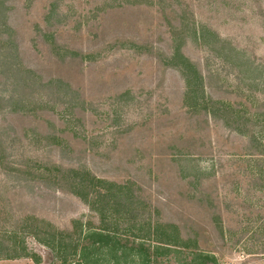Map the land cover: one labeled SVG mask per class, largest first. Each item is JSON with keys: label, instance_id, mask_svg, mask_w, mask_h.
I'll use <instances>...</instances> for the list:
<instances>
[{"label": "rangeland", "instance_id": "obj_1", "mask_svg": "<svg viewBox=\"0 0 264 264\" xmlns=\"http://www.w3.org/2000/svg\"><path fill=\"white\" fill-rule=\"evenodd\" d=\"M4 2L0 264H264V0Z\"/></svg>", "mask_w": 264, "mask_h": 264}, {"label": "trees", "instance_id": "obj_2", "mask_svg": "<svg viewBox=\"0 0 264 264\" xmlns=\"http://www.w3.org/2000/svg\"><path fill=\"white\" fill-rule=\"evenodd\" d=\"M4 1H6V0H0V66L5 67L4 69L7 68V71L12 70V72L17 76V79H18L17 81L20 82L22 88H26V89L31 88V87H28L29 85H27V81L24 80V77L19 74L20 67L17 65V61H16L17 58L15 55V52L13 51L12 46L7 51H5L3 49L4 43L6 40V39L3 40V36L7 35L8 38H11L13 36L12 31L10 30V27H9L8 21H7L8 7L6 5H4V3H5ZM34 84L35 83L31 84L32 87L34 86ZM17 98H18V96H17ZM9 101L10 102L15 101V99H14V97H12V95L6 101V103H8ZM17 101H21V98L17 99ZM71 172H73V170H69V173H71ZM69 175L70 174H68V176ZM63 177H65V176L63 175ZM63 177L61 175V178H59L57 181L55 179L54 181L61 182L63 180ZM65 178H67V176ZM73 178H72V180H73ZM71 184H73V183H71ZM77 185H82V184L77 183ZM173 227H174V229L179 230V228L175 224L173 225ZM223 228H224L223 223H221V221H219V223L217 224V229L219 230V236H215L213 238H211L210 236H207L206 235L207 233L204 234L202 232L200 238L202 236H205V237H203V238H205V240L202 242L206 246V248L201 247V245H200L199 250L212 251V252H217L220 254L222 252V250L229 248L230 246L235 247V243H232L231 233L228 235L224 234ZM249 235H250V233H249ZM249 235H245L243 237L245 238V237H248ZM243 237H238L237 239L242 240ZM193 239H195V238H193ZM198 241H199V239H198ZM186 242H188V243L192 242V239L187 238ZM0 254H2V255H0V259L9 258V255L7 253H0Z\"/></svg>", "mask_w": 264, "mask_h": 264}]
</instances>
